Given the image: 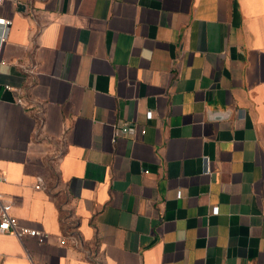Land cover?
<instances>
[{
  "label": "crops",
  "instance_id": "1",
  "mask_svg": "<svg viewBox=\"0 0 264 264\" xmlns=\"http://www.w3.org/2000/svg\"><path fill=\"white\" fill-rule=\"evenodd\" d=\"M0 17V193L45 235L0 234V264H264V0Z\"/></svg>",
  "mask_w": 264,
  "mask_h": 264
},
{
  "label": "built area",
  "instance_id": "2",
  "mask_svg": "<svg viewBox=\"0 0 264 264\" xmlns=\"http://www.w3.org/2000/svg\"><path fill=\"white\" fill-rule=\"evenodd\" d=\"M4 0H0V6H2ZM12 21L10 19L0 17V53L3 45L8 39V34ZM7 89H10L9 87ZM21 103V100H19ZM152 112L147 113V119H152ZM129 132V127L124 126L116 131V135L127 134ZM209 171V169H208ZM6 182L5 176L0 172V183ZM37 189L41 188V185L36 186ZM13 204L6 200L5 197L0 193V234L11 235L19 240H24L26 238H33L38 241V243H43L45 240V235L39 230L31 229L28 227L21 226L18 219L13 215ZM212 213L215 215L218 213V208L214 207Z\"/></svg>",
  "mask_w": 264,
  "mask_h": 264
}]
</instances>
